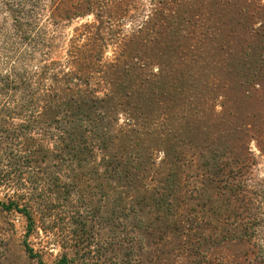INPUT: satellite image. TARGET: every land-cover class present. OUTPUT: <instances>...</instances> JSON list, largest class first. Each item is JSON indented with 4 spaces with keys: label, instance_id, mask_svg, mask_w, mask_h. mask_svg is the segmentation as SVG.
<instances>
[{
    "label": "rangeland",
    "instance_id": "rangeland-1",
    "mask_svg": "<svg viewBox=\"0 0 264 264\" xmlns=\"http://www.w3.org/2000/svg\"><path fill=\"white\" fill-rule=\"evenodd\" d=\"M196 1L205 6L188 17L198 21L204 39L195 51L187 45V58L171 53L163 92L154 94L155 86L141 75L104 78L116 82L119 93L132 94L114 113L119 126L132 117L140 131L122 135L109 153L136 167L118 193H108L104 180H95L86 193L56 189L55 162L43 160L39 140L24 145L25 159L9 152L8 141L0 146V178L9 184L0 187V201L29 204L35 220L29 233L22 214L0 208V264H54L63 256L71 264H201L205 237L223 245L215 252L223 259L243 263L261 256L264 0ZM131 3L134 18L121 28L129 36L139 20ZM12 23L0 5V30L10 31ZM77 25L65 30L68 39ZM66 49L62 43L58 55L64 58ZM114 59L109 48L105 61ZM0 72L6 73L2 67ZM152 73L149 66L141 74ZM106 82L100 89L108 92L114 87ZM7 99L0 94V106ZM122 208L135 210L138 220L121 217ZM240 224L248 233L235 227Z\"/></svg>",
    "mask_w": 264,
    "mask_h": 264
},
{
    "label": "trees",
    "instance_id": "trees-1",
    "mask_svg": "<svg viewBox=\"0 0 264 264\" xmlns=\"http://www.w3.org/2000/svg\"><path fill=\"white\" fill-rule=\"evenodd\" d=\"M132 1L137 4L135 13L139 20L134 33L129 36L122 33L121 28L127 19L134 18L130 14ZM210 1H205L206 5H210ZM0 2L13 21L10 31L0 30V67L6 72H0V94L8 96L0 106V146L8 141L9 152L13 154L16 150L17 156L25 159L24 145L39 140L43 160L51 157L55 162L56 189H62L64 193H86L95 180H104L108 193H118L121 183L133 176L136 167L126 165V157L109 153L117 146V141H121L122 135L139 134L140 131L132 117L126 118L124 128L119 126L114 113L123 105L120 104L123 96L130 98L132 94L129 91L125 95L119 93L120 86L105 79L120 73L129 77L141 75L145 84L155 86L154 94L163 92L161 86L167 75L165 63L171 53H177L180 60L187 58L190 54L186 51L187 45L195 51L204 39L198 35L201 33L198 21L188 17L190 13H198L205 6L204 1ZM89 17H94L93 21L89 22ZM83 20L87 23H79ZM74 24L79 25L72 28L73 34L68 39L65 30ZM186 24L193 27V31L184 29ZM62 43L67 47L64 58L58 55ZM109 48L115 52L112 62L105 61V52ZM146 52L151 53L150 58L143 57ZM149 66L153 73L142 75ZM104 82L114 88L102 91ZM36 131L40 139L35 137ZM1 186L8 187L9 184L0 178ZM0 208L22 214L28 222L29 233L34 231L32 206L17 199L0 201ZM117 212L125 219L132 215L138 220L135 210L127 212L122 208ZM241 225L235 227L238 229ZM135 227L140 228V221ZM241 227L243 233L249 230L247 226ZM234 239L238 240V237ZM222 248L223 245L205 237L201 264H264L263 245H257L261 253L258 259L243 263L216 255L215 252ZM26 250L36 256L30 247ZM54 264H71V261L63 256Z\"/></svg>",
    "mask_w": 264,
    "mask_h": 264
}]
</instances>
